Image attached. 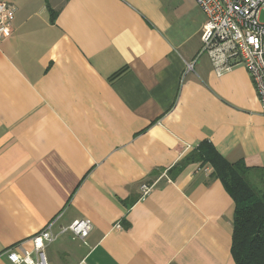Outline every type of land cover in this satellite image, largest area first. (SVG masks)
I'll list each match as a JSON object with an SVG mask.
<instances>
[{
  "label": "crops",
  "instance_id": "obj_1",
  "mask_svg": "<svg viewBox=\"0 0 264 264\" xmlns=\"http://www.w3.org/2000/svg\"><path fill=\"white\" fill-rule=\"evenodd\" d=\"M0 2V264L52 221L48 264H234L230 196L178 165L207 142L264 172V109L244 66L199 55L195 1Z\"/></svg>",
  "mask_w": 264,
  "mask_h": 264
},
{
  "label": "built area",
  "instance_id": "obj_2",
  "mask_svg": "<svg viewBox=\"0 0 264 264\" xmlns=\"http://www.w3.org/2000/svg\"><path fill=\"white\" fill-rule=\"evenodd\" d=\"M194 1L205 18L199 55H207L218 74L234 65L244 66L264 109V22H260L259 18L264 11V0ZM13 12L12 5L0 2V39L11 35L9 20ZM192 70L193 63L187 64L185 73ZM199 169L198 167L197 170ZM150 190V186L142 184L141 196L147 195ZM53 223L54 221L50 222L32 237L31 250L14 246L5 250L2 255L10 264H48L44 250L54 240L51 232ZM91 230L92 223L87 219L76 220L61 228L62 233H70L81 240Z\"/></svg>",
  "mask_w": 264,
  "mask_h": 264
},
{
  "label": "trees",
  "instance_id": "obj_3",
  "mask_svg": "<svg viewBox=\"0 0 264 264\" xmlns=\"http://www.w3.org/2000/svg\"><path fill=\"white\" fill-rule=\"evenodd\" d=\"M55 13L50 10L53 18ZM209 167L233 202L230 255L234 264H264V172L229 163L207 142L201 143L178 165ZM256 172H260L256 174Z\"/></svg>",
  "mask_w": 264,
  "mask_h": 264
},
{
  "label": "rangeland",
  "instance_id": "obj_4",
  "mask_svg": "<svg viewBox=\"0 0 264 264\" xmlns=\"http://www.w3.org/2000/svg\"><path fill=\"white\" fill-rule=\"evenodd\" d=\"M58 1H61V0H58ZM3 3H5V2H3ZM259 18H260V22H264V11L260 14V17Z\"/></svg>",
  "mask_w": 264,
  "mask_h": 264
}]
</instances>
